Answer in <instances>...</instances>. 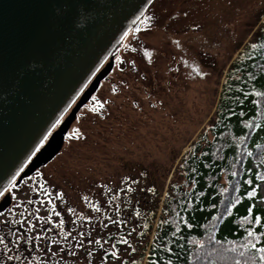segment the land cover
<instances>
[{"label":"rangeland","instance_id":"1","mask_svg":"<svg viewBox=\"0 0 264 264\" xmlns=\"http://www.w3.org/2000/svg\"><path fill=\"white\" fill-rule=\"evenodd\" d=\"M142 15L97 69L96 76L110 71L73 114L55 156L16 184L12 205L0 214V240L25 237L26 230L43 244L47 215L56 220L48 190L64 214H94V195L111 189L118 205H130L163 184L162 199L183 150L211 119L225 71L252 38L264 0H152ZM94 98L101 101L96 112ZM257 203L264 207V199ZM124 216L131 219L129 209ZM4 241L0 264H11L2 261L11 252ZM51 254L29 263L53 264ZM120 254L110 263L119 264Z\"/></svg>","mask_w":264,"mask_h":264},{"label":"trees","instance_id":"2","mask_svg":"<svg viewBox=\"0 0 264 264\" xmlns=\"http://www.w3.org/2000/svg\"><path fill=\"white\" fill-rule=\"evenodd\" d=\"M259 20L225 71L213 115L183 150L163 198L162 184L159 191L148 188L153 198L144 192L130 205H118L112 189L101 191L91 215L64 214L59 203L53 264H111L124 249L119 264H255L248 245H259L264 234V207L257 203L264 182V15Z\"/></svg>","mask_w":264,"mask_h":264},{"label":"water","instance_id":"3","mask_svg":"<svg viewBox=\"0 0 264 264\" xmlns=\"http://www.w3.org/2000/svg\"><path fill=\"white\" fill-rule=\"evenodd\" d=\"M151 1L0 0V189L28 161L24 174L54 157L73 114L110 68L92 77ZM9 203L4 196L0 212Z\"/></svg>","mask_w":264,"mask_h":264},{"label":"flooded vegetation","instance_id":"4","mask_svg":"<svg viewBox=\"0 0 264 264\" xmlns=\"http://www.w3.org/2000/svg\"><path fill=\"white\" fill-rule=\"evenodd\" d=\"M57 127H58V124H56L55 127L51 129L50 133ZM49 134L47 135V137L49 136ZM26 165L19 172V175H18L19 182L22 180V178L31 175L32 173L36 171L37 168L40 167V166L37 167L33 172L29 174H24ZM13 184L16 185L17 184L16 181H13ZM46 194H48L47 200L49 202L51 200H56L55 194L53 193V191L48 190ZM6 195L9 196L10 205H12V202H13L12 193H8ZM6 195H0V200ZM10 205L8 207H10ZM55 205L57 206V202L55 203ZM8 207L5 210H7ZM5 210L0 212V214L6 212ZM50 213H52V210H50ZM46 221H47V225L42 227V232L46 233V238L43 240L42 245H40L41 239L37 240L35 235L29 236L26 230H23V229L22 230L24 231V233H26V236L20 238V240H17L16 237H13L7 234L6 237H4V238H7V240L4 241V238H3V241L5 242L4 249L5 247H10L11 252H9L6 256H3L2 261L5 259L6 263L10 262L11 264H30L29 262H33L32 259H34V257H38V254L40 252L44 253V258H45L44 262H47L48 260H50L51 255H52L51 253L53 252L56 253L55 252L56 251L55 240L59 237L58 224L56 222H51L49 219V215H47ZM47 232H49V235H47ZM0 233H3V231L0 230ZM8 236H11V237H8ZM8 257H12V259L9 260Z\"/></svg>","mask_w":264,"mask_h":264},{"label":"snow or ice","instance_id":"5","mask_svg":"<svg viewBox=\"0 0 264 264\" xmlns=\"http://www.w3.org/2000/svg\"><path fill=\"white\" fill-rule=\"evenodd\" d=\"M145 22H147V18H145ZM146 55H147V53H146ZM119 59H120V57H117V60H119ZM100 105H101V101L95 100V98H94V106L91 107V110L93 112L98 111V108H99ZM57 123H59V121H57ZM52 127H55V125H52ZM49 131H51V129H49ZM71 135H76V130H73ZM69 138H71V137H69ZM43 143H44V141L41 140L40 144H43ZM37 147H39V145H37ZM18 175H19V173L14 174L8 179V181H7L8 187L0 189V195H6L8 193H12L13 196H15V194H16V192H15L16 185L13 184V181H16L17 184L19 183ZM36 175L39 176L40 173L37 172ZM125 179H127V178H125ZM262 179H264V177H262ZM248 194L249 195H253L254 193L249 192ZM57 195H59V193H57ZM261 199H264V197H261ZM93 207H95V205H93ZM260 220H261V217L260 216H256V222L259 223ZM246 234L249 237H251L253 240H255L257 238V233L256 232L249 231ZM260 236H261V241H260L259 245L255 244V243L248 245L249 247H252V248L255 249L256 256L258 257V260L255 261V264H264V234H260ZM16 239L20 240V237H16ZM97 242H99V241H97ZM0 243H3V240H0ZM78 246L79 245H77V247ZM4 251L6 252L7 248H5ZM111 255L115 257L116 256V252L113 251L111 253ZM8 259L11 260L12 257H8Z\"/></svg>","mask_w":264,"mask_h":264}]
</instances>
